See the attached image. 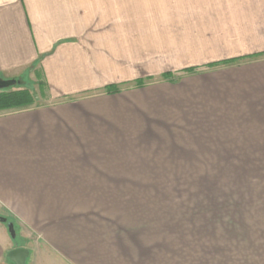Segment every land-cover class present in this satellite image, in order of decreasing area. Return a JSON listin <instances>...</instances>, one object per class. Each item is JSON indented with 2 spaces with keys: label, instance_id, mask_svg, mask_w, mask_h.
I'll return each instance as SVG.
<instances>
[{
  "label": "crops",
  "instance_id": "0c3cea01",
  "mask_svg": "<svg viewBox=\"0 0 264 264\" xmlns=\"http://www.w3.org/2000/svg\"><path fill=\"white\" fill-rule=\"evenodd\" d=\"M33 70L49 101L0 113V215L20 237L0 224V264L15 247L26 264H264V0H0V78ZM208 172L233 184L224 224L164 186Z\"/></svg>",
  "mask_w": 264,
  "mask_h": 264
},
{
  "label": "rangeland",
  "instance_id": "374dc122",
  "mask_svg": "<svg viewBox=\"0 0 264 264\" xmlns=\"http://www.w3.org/2000/svg\"><path fill=\"white\" fill-rule=\"evenodd\" d=\"M30 73L31 76L28 77ZM34 73L35 72L33 70V72L29 71L23 76L16 77L15 79L18 81V83L14 85V87H28L33 91L35 100L37 97H39L42 99L41 101H49L46 96V88H44V86L38 82V79ZM197 178H201L202 180L170 182L168 184H164V186L166 190L170 191L171 193H175V196L179 197L182 205L187 208V213H195V216L199 221L203 223L216 222L218 224H224L226 222L227 196H230V198L228 197L230 205H232V201H237L233 199V184H227L226 182L211 183L208 180L209 172L200 174V176ZM0 224L7 227L4 223ZM218 233L219 238H221L225 232L219 230ZM12 239L14 244H19L20 237L17 232L15 238Z\"/></svg>",
  "mask_w": 264,
  "mask_h": 264
},
{
  "label": "trees",
  "instance_id": "16d2710c",
  "mask_svg": "<svg viewBox=\"0 0 264 264\" xmlns=\"http://www.w3.org/2000/svg\"><path fill=\"white\" fill-rule=\"evenodd\" d=\"M238 60H228L218 63H213L207 66V68H216L223 64L233 63ZM183 71L193 72V69H186ZM172 73L163 74V78L173 77ZM143 81H136V85H142ZM106 92H117L120 90L119 86H107ZM35 103V96L31 89L28 87H14L11 86L6 89L0 90V113L7 111H16L29 108Z\"/></svg>",
  "mask_w": 264,
  "mask_h": 264
},
{
  "label": "water",
  "instance_id": "95a60500",
  "mask_svg": "<svg viewBox=\"0 0 264 264\" xmlns=\"http://www.w3.org/2000/svg\"><path fill=\"white\" fill-rule=\"evenodd\" d=\"M18 83L16 79L0 78V90L14 86ZM0 222L6 224L11 238H15L16 232L13 222L9 221L5 216L0 215ZM29 251L25 247H15L11 249L7 256L14 264H26V257Z\"/></svg>",
  "mask_w": 264,
  "mask_h": 264
}]
</instances>
